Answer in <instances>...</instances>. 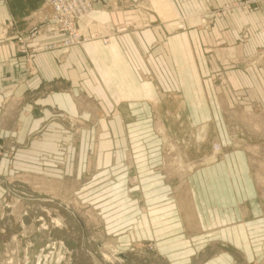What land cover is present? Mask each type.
Instances as JSON below:
<instances>
[{"label": "crops", "instance_id": "0c3cea01", "mask_svg": "<svg viewBox=\"0 0 264 264\" xmlns=\"http://www.w3.org/2000/svg\"><path fill=\"white\" fill-rule=\"evenodd\" d=\"M229 1L93 0L94 9L79 20L80 28L103 35L113 30L115 14H119L124 23L134 24L132 30L117 28L106 45L93 39L79 47L39 51L31 61L34 74L29 75V64L17 54L14 34L3 41L2 27L13 22L16 29L27 31L49 20L51 8L40 0H0V106L7 103L5 111L0 110V173L11 178L42 175L58 181L53 170L60 166L63 151L66 162L69 159L68 176L76 179V152L88 151V168L96 171L88 179V192L93 191V183L112 184L109 191L113 188L114 193L106 198L120 200L125 213L128 196L123 172L129 162L142 181L139 195L149 205L148 215L142 212L140 228L157 238L169 262L188 264L211 241L238 247L243 257L264 251V217L243 154H230L219 164L186 176L181 183L185 185L176 190L154 170L159 138L152 103L160 101L158 93L180 88L188 100L190 118L196 123L212 119L214 130L223 132L226 116L221 106L226 102L212 78L226 71L229 86H236L238 58L264 46V9L232 13L206 27L205 19L197 15ZM183 17L188 30L174 31ZM56 39L60 37L36 39L30 47L39 49ZM245 79L251 86L252 67ZM255 80L264 87L262 73ZM170 102L176 108L181 103L178 98ZM53 109L81 117L80 136H88V144L73 141L60 122L47 125L38 140H29L39 119H47ZM168 112L165 117L177 111ZM59 142L64 145L58 147ZM8 152L10 157L5 155ZM137 210L133 207L134 213ZM156 225L161 228H153ZM189 230L209 232L184 238L181 232ZM175 232L182 237L174 238ZM233 262L231 251H220L208 264Z\"/></svg>", "mask_w": 264, "mask_h": 264}, {"label": "rangeland", "instance_id": "374dc122", "mask_svg": "<svg viewBox=\"0 0 264 264\" xmlns=\"http://www.w3.org/2000/svg\"><path fill=\"white\" fill-rule=\"evenodd\" d=\"M40 1L50 6L51 13L54 11L55 15L50 16L49 20L27 31L16 29L13 22L2 27L3 41L8 35L14 34L12 39L17 54L25 57L29 64V75L34 74L31 61L39 51L63 49L72 43L71 30L56 21L60 15L65 16L67 13L57 7L54 0ZM87 2V11L72 23V27L79 33L75 46L79 47L93 39H99L106 45L109 38L116 35L117 28L122 26L125 30H132L134 27L133 23H124L118 17L119 14H115L113 30L103 35L88 28H80L79 20L88 18L94 9L93 0ZM262 9L264 0H232L215 7H206L197 15L205 19L206 27L212 26L214 20H223L232 13H252ZM185 19L177 20L174 31L188 30ZM57 25L59 28L55 30ZM51 27L54 28L52 31L48 29ZM48 37L60 39L43 44L39 49L30 47L36 39ZM236 64V86H229L226 71L212 78L218 94L226 102L221 106L226 116L223 132L214 130L212 119L196 123L190 118L188 100L180 88L158 93L160 101L152 103L157 112L154 131L159 138L158 163L154 170L176 190L185 185L181 183L186 176L190 177L204 168L219 164L230 154L241 153L248 178L253 183L259 210L264 217V87L257 86L255 80L261 73L264 75V46H256L251 54L238 58ZM250 67L254 75L251 86L246 84L245 79ZM173 98L181 102L177 108L170 102ZM6 106L7 103L2 102L1 112L5 111ZM172 109L179 113L174 112L172 116L165 117L169 114L168 110ZM37 111L40 118L42 109L38 108ZM56 122L62 124L73 141L88 144V136H80L84 124L81 117L74 118L54 109L47 119H39L28 135L29 140H38L45 127ZM57 145L59 147L64 143L59 142ZM76 153V179L68 176L69 159L67 157L66 162L67 153L63 151L59 153L61 162L57 164L60 168L53 170L60 178L58 181L42 175H18L11 178L0 173V264H173L166 258V253L159 250L157 238L150 237L147 230L140 228L144 217L141 216L142 212L145 210L148 215L149 205L139 195L138 187H141L142 181L137 177L136 168L128 162L123 172V185L128 196L124 203V213L120 200L106 198L108 194L114 193L113 188L109 191L112 184L93 183V191L88 192V179L96 171L88 168V151L78 150ZM5 155L11 156L9 152ZM62 161L64 167H61ZM241 202L244 205L246 203ZM133 207L138 209L135 213ZM247 217L249 214H246ZM153 224L151 222L150 225ZM157 226L160 225L153 228ZM207 232L189 230L181 233L186 238ZM181 233L175 232L173 237H182ZM220 251H231L233 264H264V251L258 254L250 252L243 257L238 247H222L214 241L190 257L188 264H208Z\"/></svg>", "mask_w": 264, "mask_h": 264}, {"label": "bare ground", "instance_id": "6f19581e", "mask_svg": "<svg viewBox=\"0 0 264 264\" xmlns=\"http://www.w3.org/2000/svg\"><path fill=\"white\" fill-rule=\"evenodd\" d=\"M54 2L56 3L57 7L62 8L63 11L67 13L65 16H62L61 23H63L67 29L71 30V33H73L71 35L72 43L63 47L64 49H68L70 46L76 45V40L79 34L76 29L72 27V23L74 22L75 18H78L85 13L86 9L88 8V2L87 0H84V3H82V0H54ZM54 15V11H52L51 16L53 17ZM57 28H59L58 25L55 27V30ZM48 29L52 31L54 28L51 27Z\"/></svg>", "mask_w": 264, "mask_h": 264}, {"label": "built area", "instance_id": "2783aa9c", "mask_svg": "<svg viewBox=\"0 0 264 264\" xmlns=\"http://www.w3.org/2000/svg\"><path fill=\"white\" fill-rule=\"evenodd\" d=\"M87 9H88V8H87ZM87 9H86V11H87ZM86 11H85V12H86ZM59 12H60V11H59ZM60 13H61V12H60ZM62 16H63V14H62V15H60V16H59V18H58L56 21L61 23Z\"/></svg>", "mask_w": 264, "mask_h": 264}]
</instances>
